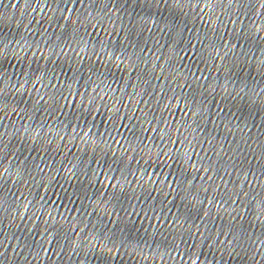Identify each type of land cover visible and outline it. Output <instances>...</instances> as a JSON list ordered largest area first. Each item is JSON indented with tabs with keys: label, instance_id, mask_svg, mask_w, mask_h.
Here are the masks:
<instances>
[{
	"label": "water",
	"instance_id": "95a60500",
	"mask_svg": "<svg viewBox=\"0 0 264 264\" xmlns=\"http://www.w3.org/2000/svg\"><path fill=\"white\" fill-rule=\"evenodd\" d=\"M177 130L229 264H264V0H143Z\"/></svg>",
	"mask_w": 264,
	"mask_h": 264
}]
</instances>
